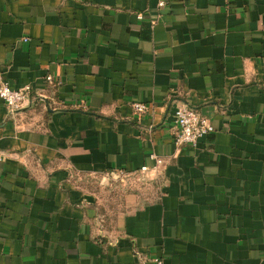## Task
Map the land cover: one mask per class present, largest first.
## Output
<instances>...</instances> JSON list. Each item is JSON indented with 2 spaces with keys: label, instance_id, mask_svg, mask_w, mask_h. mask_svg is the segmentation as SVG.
<instances>
[{
  "label": "crops",
  "instance_id": "crops-1",
  "mask_svg": "<svg viewBox=\"0 0 264 264\" xmlns=\"http://www.w3.org/2000/svg\"><path fill=\"white\" fill-rule=\"evenodd\" d=\"M157 2L0 0V264H264V0Z\"/></svg>",
  "mask_w": 264,
  "mask_h": 264
},
{
  "label": "built area",
  "instance_id": "built-area-1",
  "mask_svg": "<svg viewBox=\"0 0 264 264\" xmlns=\"http://www.w3.org/2000/svg\"><path fill=\"white\" fill-rule=\"evenodd\" d=\"M157 5L159 8H163L166 5V0H158ZM142 13H137L138 18H142ZM155 21L151 22V27L154 25ZM28 37L22 38V42L28 41ZM47 80H51V77H47ZM31 86L24 85L19 88H11L7 82L2 78V72L0 67V99L4 102L6 108L11 114H15L17 111L29 106L32 100L36 98H31L30 96ZM41 100V97H38ZM150 104L142 101H133L130 107L135 113H146L150 109ZM173 123H174V141L176 144H187L191 146H196L198 140L206 135H209L214 131V127L209 121V119L187 105L184 102H178L174 112H173ZM151 158L155 160L154 167L162 164L160 158L151 155ZM3 159V154L0 153V161ZM148 170L146 165L141 166L137 173L143 174ZM116 175L121 179L126 177L125 171H116L107 176ZM158 264H161L158 261Z\"/></svg>",
  "mask_w": 264,
  "mask_h": 264
},
{
  "label": "rangeland",
  "instance_id": "rangeland-1",
  "mask_svg": "<svg viewBox=\"0 0 264 264\" xmlns=\"http://www.w3.org/2000/svg\"><path fill=\"white\" fill-rule=\"evenodd\" d=\"M126 179H127V177H125V178H120L119 176H116V175H110V176H106L105 178H104V180L106 181V182H108V181H111V180H114L115 181V183H126Z\"/></svg>",
  "mask_w": 264,
  "mask_h": 264
}]
</instances>
